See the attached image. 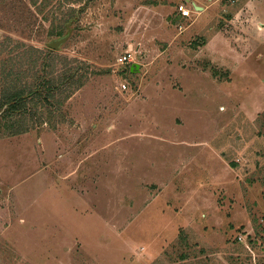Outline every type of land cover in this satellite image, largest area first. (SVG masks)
<instances>
[{"label":"rangeland","instance_id":"obj_1","mask_svg":"<svg viewBox=\"0 0 264 264\" xmlns=\"http://www.w3.org/2000/svg\"><path fill=\"white\" fill-rule=\"evenodd\" d=\"M45 62L0 119V264H264V0H0L9 84Z\"/></svg>","mask_w":264,"mask_h":264},{"label":"trees","instance_id":"obj_2","mask_svg":"<svg viewBox=\"0 0 264 264\" xmlns=\"http://www.w3.org/2000/svg\"><path fill=\"white\" fill-rule=\"evenodd\" d=\"M58 37H62V33H59ZM34 56L37 57L36 54H34ZM38 60L39 59L33 62V64H35V68L37 67L36 65ZM35 68L32 69L33 72ZM47 68L48 64L46 65L45 62L42 72H38L34 76V83H31V85L25 84L24 86H21V82H18V80V83L16 84L13 82L9 84L10 81L8 80L12 78L14 71L8 69L7 66L3 64L0 75L5 86L3 85V88H0V119L11 121L16 116L26 117L31 112V109L28 107L29 105L35 106L36 104L39 105L42 102V104L48 105L50 101L56 97V93L60 91V85H56L52 79L45 75V69ZM135 70L136 69H134V71ZM76 75L78 74L70 73L69 76H67L66 80L63 82L64 86H67V89L61 91H70L71 87L77 83V79L83 78V76H80L81 78H79V76ZM232 166L236 167L235 164H232ZM182 244L184 245L185 241H183ZM181 258L182 260H186L188 255H182Z\"/></svg>","mask_w":264,"mask_h":264},{"label":"water","instance_id":"obj_3","mask_svg":"<svg viewBox=\"0 0 264 264\" xmlns=\"http://www.w3.org/2000/svg\"><path fill=\"white\" fill-rule=\"evenodd\" d=\"M69 32H70V31H69ZM69 36H70V33H69V35H68L67 37H65V38H62V39H60V40H58V41L51 42V43L47 44V48H49V49H51V50H53V51H58L59 48H60V46H62L63 44H65V43L67 42Z\"/></svg>","mask_w":264,"mask_h":264},{"label":"built area","instance_id":"obj_4","mask_svg":"<svg viewBox=\"0 0 264 264\" xmlns=\"http://www.w3.org/2000/svg\"><path fill=\"white\" fill-rule=\"evenodd\" d=\"M178 12L183 18H189V17H191V14H192V11L190 9H188L187 6H185V5H180L178 7ZM127 60H128V58L124 57V61H127Z\"/></svg>","mask_w":264,"mask_h":264},{"label":"crops","instance_id":"obj_5","mask_svg":"<svg viewBox=\"0 0 264 264\" xmlns=\"http://www.w3.org/2000/svg\"><path fill=\"white\" fill-rule=\"evenodd\" d=\"M195 9H197V7H195Z\"/></svg>","mask_w":264,"mask_h":264}]
</instances>
